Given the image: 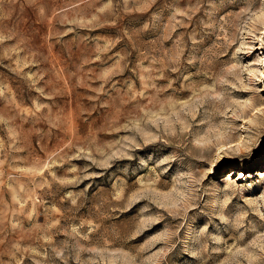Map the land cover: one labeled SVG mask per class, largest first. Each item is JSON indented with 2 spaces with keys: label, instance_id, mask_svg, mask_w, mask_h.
<instances>
[{
  "label": "rangeland",
  "instance_id": "obj_1",
  "mask_svg": "<svg viewBox=\"0 0 264 264\" xmlns=\"http://www.w3.org/2000/svg\"><path fill=\"white\" fill-rule=\"evenodd\" d=\"M0 264H264V0H0Z\"/></svg>",
  "mask_w": 264,
  "mask_h": 264
}]
</instances>
